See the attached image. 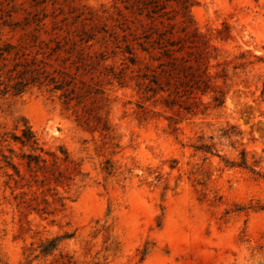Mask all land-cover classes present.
<instances>
[{
  "label": "rangeland",
  "instance_id": "obj_1",
  "mask_svg": "<svg viewBox=\"0 0 264 264\" xmlns=\"http://www.w3.org/2000/svg\"><path fill=\"white\" fill-rule=\"evenodd\" d=\"M0 51L54 80L0 86V264H264V0H0Z\"/></svg>",
  "mask_w": 264,
  "mask_h": 264
},
{
  "label": "trees",
  "instance_id": "obj_2",
  "mask_svg": "<svg viewBox=\"0 0 264 264\" xmlns=\"http://www.w3.org/2000/svg\"><path fill=\"white\" fill-rule=\"evenodd\" d=\"M179 7L181 9L182 15L186 16L185 18H189L187 17V12H186L187 6L185 4V1H181L179 3ZM4 51H7V50H4ZM14 54L17 56L18 59L21 56L23 57L22 59L15 61L13 67L8 70L9 72L15 71L13 73L10 72V74L6 76L7 81L14 79L13 82L10 83V82L0 81V86L2 85L1 86L2 92H6L7 90L11 89V91L16 94V93H20L21 91H23L27 87V85L31 83H35V82H37L38 84H43L44 82H46V84L54 83L53 77L48 78V80H46L45 76L41 78L38 73V69L32 68L29 66V64L31 63V59L29 60L27 59V57L25 56L27 53L22 51L20 53L14 52ZM0 59H4V55L2 51H0ZM17 67H20V68H17ZM53 88H59V87L57 86V84H54ZM12 138L13 140L18 141L22 145H27L31 149L39 148L37 145L36 138L34 137V134L32 133V131L30 130L28 126H24L21 129V133L19 135L13 134ZM201 147H204V146L202 145L199 146V148ZM32 157H34V162L36 164H38L39 161L44 162L46 160L44 157H41L40 155H32ZM66 159H67V156L64 155L63 160L65 161ZM29 163H30V160L27 162V165H29ZM60 174L61 176H63V178H66V179L68 178V175H66L65 173H60Z\"/></svg>",
  "mask_w": 264,
  "mask_h": 264
}]
</instances>
